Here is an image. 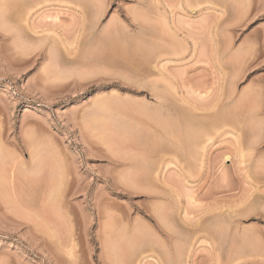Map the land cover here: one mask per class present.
<instances>
[{"label":"rangeland","instance_id":"rangeland-1","mask_svg":"<svg viewBox=\"0 0 264 264\" xmlns=\"http://www.w3.org/2000/svg\"><path fill=\"white\" fill-rule=\"evenodd\" d=\"M10 1L0 264H264V0Z\"/></svg>","mask_w":264,"mask_h":264},{"label":"bare ground","instance_id":"bare-ground-1","mask_svg":"<svg viewBox=\"0 0 264 264\" xmlns=\"http://www.w3.org/2000/svg\"><path fill=\"white\" fill-rule=\"evenodd\" d=\"M1 1H3V0H1ZM11 1H12V0H11ZM11 1H10V2H11ZM13 1H14V0H13ZM13 1H12V2H13ZM16 1H17V0H16ZM16 1H15V2H16ZM20 1H22L23 5H24V3H25V6L27 5L26 7H28V8L30 7V5L35 6V5H42V3H43V4H46V3H47V2L44 3V1H42V0H41L42 2H41L40 0H20ZM47 1L50 2V0H47ZM52 1H53V0H52ZM55 1H56V0H55ZM55 1H54V2H55ZM76 1H77V0H75V2H76ZM5 2H6V1H5ZM54 2H53V6H54ZM69 2H70V1H69ZM72 2H74V0H73ZM7 3H8V0H7ZM16 3H17V2H16ZM18 3H19V0H18ZM22 3H21V5H22ZM70 3H71V2H70ZM0 4H1V3H0ZM2 4L4 5V2H2ZM49 4H52V3H49ZM57 4H58V2H57ZM63 4H64V3H63ZM7 5H9V4H7ZM15 5H16V4H15ZM17 5H18V4H17ZM55 5H56V4H55ZM0 6H2V5H0ZM33 6H31V7H33ZM10 7H11V6H10ZM14 7H15V6H14ZM17 7H18V6H17ZM21 7H24V6H21ZM25 9H26V8H25ZM2 10H3V9H2ZM29 10H31V9H29ZM24 11H25V10H24ZM23 14H24V13H23ZM18 16H19V14H18ZM18 16H17V17H18ZM0 17H1V15H0ZM22 17H23V16H22ZM23 18H25V17H23ZM18 19H19V18H18ZM21 19H22V18H21ZM30 20H31L30 16H29L28 18H25V21H27V22H30ZM31 21H32V20H31ZM4 22H6V21H4ZM13 22H14V19H13ZM21 22H22V21H21ZM2 23H3V22H2ZM17 23H18V22H17ZM18 25H19V24H18ZM20 25H21V23H20ZM28 26H29V25H28ZM45 40H46V39H45ZM42 45H43V44H42ZM52 49H53V48H52ZM54 49H55V48H54ZM50 51H51V50H50ZM154 86H155V85H154ZM151 88H152V87H151ZM153 88H154V87H153ZM157 88H158V87H157ZM153 90H154V89H153ZM158 90H159V89H158ZM166 90H167V89H166ZM156 92H157V90H156ZM162 92H164V91H162ZM160 93H161V92L159 91V94H160ZM165 93H166V91H165ZM167 93L170 94V92H167ZM167 93H166V94L163 93L162 95H160V96H159L160 99L162 98V100H163V98H166V97H167L166 95H168ZM157 94H158V92L156 93V95H157ZM163 95H165V96H163ZM157 96H158V95H157ZM161 96H163V97H161ZM155 97H156V96H155ZM168 97H169V96H168ZM155 99H156V98H155ZM160 99H159V101H160ZM165 101H166V99H165ZM165 101H163V102L160 101V102H159V103H160V106L158 105L159 108H157V109H159V110H157V111H160L161 109H162L163 111H165V108H166V107L164 106V105H165V104H164ZM143 102H144V101H143ZM147 102H148V101H147ZM147 102H146V103H147ZM151 102H152V101H151ZM151 102H150V103H151ZM157 102H158V101H157ZM161 102H162V103H161ZM168 102H170V101H168ZM172 102H173V101H172ZM174 102H175V101H174ZM139 103L142 104L141 101H139ZM146 103H143L142 105L145 106L144 104H146ZM166 103H167V102H166ZM155 104H157V103H155ZM155 104H154V105H155ZM174 104H175V103H174ZM104 105H105V104H104ZM147 105H149V103H147ZM154 105H153V106H154ZM171 105H172V104H171ZM171 105H169V107L166 108V109H167L166 111H167V114L173 116L171 113L174 112L175 110L172 111V110L174 109V107H173V106L171 107ZM102 106H103V105H102ZM143 106H142V107H143ZM147 107H148V106H147ZM154 107H155V106H154ZM172 108H173V109H172ZM184 108H185V107H184ZM142 109H143V108H142ZM144 109H146V108H144ZM175 109H176V108H175ZM177 109H178V108H177ZM185 109H186V108H185ZM196 109L199 110V108H196ZM206 109H207V108H206ZM96 110H97V109H96ZM150 110H151V109H150ZM162 110L160 111V112H161V115H162ZM169 110L172 111V112H169ZM143 111H144V110H143ZM153 111H154V110H153ZM166 111H165V113H166ZM199 111H201V110H199ZM199 111H198V112H199ZM144 112H145V111H144ZM185 112L188 113V110L185 111ZM94 113H95V112H94ZM148 113H149V112H148ZM154 113H155V111H154ZM190 113H193V111H192V112L190 111ZM195 113H196V112H195ZM188 114H189V113H188ZM188 114H187V117L191 115V114H190V115H188ZM193 114H194V113H193ZM144 115H145V114H144ZM153 115H154V114H153ZM184 115H185V114H184ZM201 115H202V113L200 114V116H201ZM150 116H151V115H150ZM155 116H156V113H155ZM197 116H198V119H199V113L196 115V117H195V116H194V117L197 119ZM147 117H148V116H147ZM156 117H157V116H156ZM166 117H167V116H166ZM168 117H170V116H168ZM187 117H186V118H187ZM192 117H193V115L191 116V118H192ZM194 117H193V118H194ZM152 118H153V117L151 116V119H152ZM157 118H158V117H157ZM164 118H165V116H164ZM171 118H172V117H171ZM184 118H185V117H184ZM191 118H190V119H191ZM193 118L191 119V122H190V123L193 122L194 125H195V124H198V123H199V125L201 124V123H200L198 120H196L195 118H194V120H193ZM168 119H169V118H168ZM176 119H177V118H176ZM188 119H189V118H188ZM170 120H172V121H170ZM170 120H169V121L173 123L175 119L172 118V119H170ZM203 120H204V119H203ZM154 121H155V120L153 119V122H154ZM177 121H178V120H177ZM177 121H176V122H177ZM189 121H190V120H189ZM157 122H159V121H157ZM160 122H161V121H160ZM163 122L166 123V122H168V121L166 120V122H165V121H163ZM176 122H175V123H176ZM197 122H198V123H197ZM186 123H187V122H186ZM186 123L184 122L185 126H186ZM155 124H156V123H155ZM161 124H162V123H161ZM161 124L159 123V125H161ZM166 124H167V123H166ZM177 124H179V123L177 122ZM188 124H189V122H188ZM175 125H176V124H175ZM161 126H162V125H161ZM161 126H160V127H161ZM189 126L191 127V125H189ZM195 126H196V125H195ZM200 126H202V124H201ZM200 126H199V127H200ZM156 127H157V126H156ZM169 127H171V125H170V126L168 125L167 128H169ZM172 127H173V126H172ZM172 127H171V128H172ZM179 127H180V124H179ZM186 127H187V126H186ZM199 127H198V129H200ZM188 128H189V127H188ZM192 128H193V126H192ZM203 128H204V127H203ZM165 129H166V127H165ZM174 129H175V127H174ZM201 129H202V128H201ZM205 129H206V126H205ZM168 130H169V134H171L170 128H169ZM171 130H172V129H171ZM185 130H186V128H185ZM190 130H191V129H190ZM195 130H196V128H195ZM195 130H194V131H195ZM177 131H178V129H177ZM201 131H202V130H201ZM166 132H167V131H166ZM178 132L180 133V131H178ZM185 132H186V131H185ZM204 132H205V131H204ZM174 133H175V132H174ZM176 133H177V132H176ZM198 133H199V132H198ZM188 134L190 135L189 130H188ZM193 134H194V133H193ZM195 134H196V133H195ZM199 134H200V133H199ZM160 135H161V134H160ZM177 135H178V134H177ZM177 135H175L176 138H179V137H177ZM166 136H167V135H166ZM170 136H173V135L171 134ZM178 136H179V135H178ZM190 136H191V139L194 140V139L192 138V135H190ZM194 136H195V135H194ZM202 136H204V135H202ZM167 137H168V136H167ZM164 138H165V137H164ZM194 138L196 139V141H199V139H200V135H199V137H198V140H197V137H196V136H195ZM173 139H174V138H173ZM182 139H183V138H182ZM184 140H185V139H184ZM178 141H179V140H178ZM200 142H201V140H200ZM200 142H198V143H200ZM170 143H171V142H170ZM191 143H192V141H191ZM172 144H173V142H172ZM189 144H190V143H189ZM189 144H188V146H191V144H190V145H189ZM198 145H199V144H198ZM198 145H197V146H198ZM197 146H195V147H197ZM188 148L190 149V148H192V146H191V147H188ZM188 148H187V149H188ZM177 149H178V148H177ZM190 150H191V149H190ZM192 150H193V149H192ZM187 151H188V150H187ZM194 151H195V150H194ZM194 151H191V152H193L192 155H194ZM143 154H144V153H143ZM189 154H190V152H189ZM142 156H144V155H142ZM130 157H131V156H130ZM138 157H139V156H138ZM228 157H229V156L227 155L226 158H228ZM141 161H144V160H141ZM135 162H137V161H135ZM145 162H146V160H145ZM141 163H142V162H141ZM167 163H169L168 161L166 162V165L169 166V164H167ZM146 164H148V163H146ZM171 164H172V163H171ZM34 165H35V164H34ZM166 165H165V167H166ZM147 166H148V165H147ZM149 167H150V166H149ZM146 190H147V189H146ZM149 192H150V191H149ZM151 192H153V191H151ZM165 225H166V224H165ZM125 227H126V226H125Z\"/></svg>","mask_w":264,"mask_h":264}]
</instances>
